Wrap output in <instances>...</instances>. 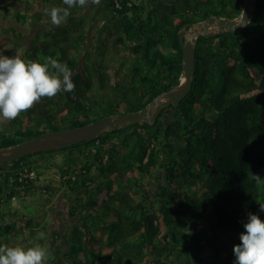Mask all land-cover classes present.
I'll return each mask as SVG.
<instances>
[{"label": "trees", "instance_id": "obj_1", "mask_svg": "<svg viewBox=\"0 0 264 264\" xmlns=\"http://www.w3.org/2000/svg\"><path fill=\"white\" fill-rule=\"evenodd\" d=\"M101 1L89 2L88 18L79 6L69 9L59 26L42 20L39 11L31 13L34 30L22 57L65 63L75 89L41 98L0 124V146L144 107L180 79L181 26L210 15L238 17L244 0ZM99 6L104 18L89 35L84 23L91 24ZM52 7L67 5L52 0L43 12ZM13 16L27 21L23 11ZM27 36L0 26V48ZM89 37L90 50L76 54L72 45ZM119 44L136 58L126 84L116 83L115 100L104 106L92 86L95 78L98 87L106 84L105 58ZM195 46L189 92L178 105L163 108L154 123L0 163V243L16 245L26 233L33 239L47 228L38 216L33 219L35 213L12 208L16 196L54 193L56 199L70 192L68 214L77 220L50 233L54 251L45 264H235L233 250L218 248L222 233L234 246L249 213L264 220V0H255L242 30L199 35ZM45 168L56 179L42 181ZM253 173L261 176L259 184ZM148 176L154 183L149 188Z\"/></svg>", "mask_w": 264, "mask_h": 264}, {"label": "clouds", "instance_id": "obj_2", "mask_svg": "<svg viewBox=\"0 0 264 264\" xmlns=\"http://www.w3.org/2000/svg\"><path fill=\"white\" fill-rule=\"evenodd\" d=\"M89 2L99 5L101 0H63L67 7H52L47 14L52 24L59 26L70 15L69 9L85 7ZM42 60L0 53V124L16 119L41 98L74 91L73 73L65 63L52 57ZM251 178L257 184L261 182L259 174L253 173ZM260 210L264 211V204H260ZM244 229L240 243L233 246L235 264H264V220L249 213ZM38 235L44 238V233ZM47 258L48 249L40 243L0 245V264H45Z\"/></svg>", "mask_w": 264, "mask_h": 264}, {"label": "rangeland", "instance_id": "obj_3", "mask_svg": "<svg viewBox=\"0 0 264 264\" xmlns=\"http://www.w3.org/2000/svg\"><path fill=\"white\" fill-rule=\"evenodd\" d=\"M52 0H0V26L4 27H13L15 31L22 32L24 34H28L27 37L24 38H14L10 44L3 45L0 48V53L14 56L16 54H21L24 47L29 42V37L33 33V27L30 19L31 13L34 11H39L42 15V20L50 21L51 18L48 14L43 12V7L48 6ZM103 2L101 1V4ZM80 12L84 18H88L92 10V6L88 3L85 7H80ZM16 11H23L27 14V21L21 23L17 21L13 13ZM104 18L103 8L99 6L96 8L94 16L92 18L91 24L88 22L84 23V26L89 29V35L94 34L99 27L98 21H101ZM63 21L61 24H63ZM77 37V33L71 34L68 38V41ZM92 39L89 37L87 41L83 44H73L72 48L76 51V54L81 55L84 52L90 50ZM92 57H95L94 53ZM91 57V58H92ZM135 56L130 52V50L119 44L116 49L113 50L111 54H108L105 58V64L107 67V80L104 87H98L97 78L94 79V83L92 86V94L95 98H97L100 103L104 106H107V101H114V94L117 91L114 87L116 83L118 85H125L128 80L129 67L135 61ZM82 60V59H81ZM81 64H79L78 68ZM56 158L59 157V154L55 152L53 154ZM40 179H56L57 176L54 177V172L52 168L43 169ZM152 175L151 177H153ZM43 178V179H42ZM153 178L150 179V176L146 177V185L149 187L154 186ZM45 196L50 197V201L46 202ZM74 199V195L70 192H64L58 194L55 199V194H46V193H36L33 196L22 197L16 196L12 200V208L16 209L18 212L21 211L25 214H36L34 217L38 216L42 222L45 223L46 229L39 231V233H44L43 243L39 240V235L29 238L26 237L25 240H20L18 243H22L28 246H31L34 243H40L48 249L49 254L52 253L53 256V244L54 240L49 236L50 233L54 230L65 231L69 229V225L77 220V218L72 217L68 214V207ZM56 240V239H55ZM17 243V244H18ZM0 245H4L0 243ZM15 246V245H12ZM220 250L226 252H232L233 250V240L222 233L221 241L218 245Z\"/></svg>", "mask_w": 264, "mask_h": 264}, {"label": "water", "instance_id": "obj_4", "mask_svg": "<svg viewBox=\"0 0 264 264\" xmlns=\"http://www.w3.org/2000/svg\"><path fill=\"white\" fill-rule=\"evenodd\" d=\"M254 5L255 0H244L238 17L210 15L203 20L183 24L178 30L182 50L180 79L168 90L155 95L144 107L107 114L83 125L44 131L14 144L0 146V163L10 162L30 153L67 147L130 124L154 123L163 108L178 105L191 88L196 38L199 35L210 37L222 32L242 30L252 18Z\"/></svg>", "mask_w": 264, "mask_h": 264}, {"label": "built area", "instance_id": "obj_5", "mask_svg": "<svg viewBox=\"0 0 264 264\" xmlns=\"http://www.w3.org/2000/svg\"><path fill=\"white\" fill-rule=\"evenodd\" d=\"M30 175H31V176L33 175V172H32V171L30 172Z\"/></svg>", "mask_w": 264, "mask_h": 264}]
</instances>
